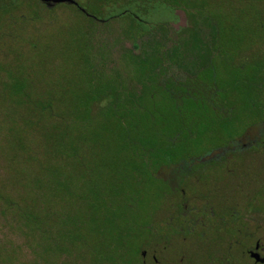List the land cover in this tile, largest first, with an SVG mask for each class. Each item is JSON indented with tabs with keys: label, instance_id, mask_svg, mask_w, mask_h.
I'll return each mask as SVG.
<instances>
[{
	"label": "rangeland",
	"instance_id": "374dc122",
	"mask_svg": "<svg viewBox=\"0 0 264 264\" xmlns=\"http://www.w3.org/2000/svg\"><path fill=\"white\" fill-rule=\"evenodd\" d=\"M76 1L0 0V264H138L170 166L264 122V0Z\"/></svg>",
	"mask_w": 264,
	"mask_h": 264
},
{
	"label": "flooded vegetation",
	"instance_id": "af4514ba",
	"mask_svg": "<svg viewBox=\"0 0 264 264\" xmlns=\"http://www.w3.org/2000/svg\"><path fill=\"white\" fill-rule=\"evenodd\" d=\"M255 125L159 179L163 202L138 264H264V163L236 172L228 162L241 150H264V122Z\"/></svg>",
	"mask_w": 264,
	"mask_h": 264
},
{
	"label": "trees",
	"instance_id": "16d2710c",
	"mask_svg": "<svg viewBox=\"0 0 264 264\" xmlns=\"http://www.w3.org/2000/svg\"><path fill=\"white\" fill-rule=\"evenodd\" d=\"M134 18V20H135V17H133ZM138 23V22H137ZM137 23L136 22H132L131 23V27H134V26H137ZM141 23V22H140ZM147 34V33H146ZM142 36H145V33H143L142 34ZM142 36H140V37H142ZM187 77H189V78H195L194 76H192V75H187ZM170 81H174L175 83H179V84H183L184 83V78L183 79H181V80H173V79H170ZM200 88H201V90H200ZM200 88H198L199 90H200V92H202L207 98H206V100H210V99H212L211 97V92H209V94H208V91H207V89H205V88H202V87H200ZM7 203V202H6ZM7 205L9 206V207H11V205H12V203H7ZM7 208H2V212H5V210H6ZM15 210H17L16 208H15ZM14 210V211H15ZM26 212V211H25ZM17 213H19L20 214V217L19 218H17V216H16V219L17 220H19L20 221V223L28 230V233H29V235L30 236H34V238H35V241H37L38 243H41V242H43V240H45V230H44V228H35V229H32V228H30L29 226H28V220H25V219H27V218H23L22 217V213H23V211L21 210V211H19V212H17ZM69 246V245H68ZM58 253H63L62 252V250H60V251H58Z\"/></svg>",
	"mask_w": 264,
	"mask_h": 264
},
{
	"label": "water",
	"instance_id": "95a60500",
	"mask_svg": "<svg viewBox=\"0 0 264 264\" xmlns=\"http://www.w3.org/2000/svg\"><path fill=\"white\" fill-rule=\"evenodd\" d=\"M42 1L45 2L47 6H50V7L58 3H68V4L78 5V2L76 0H42ZM80 9L84 12L82 7H80ZM260 260H263V259H260Z\"/></svg>",
	"mask_w": 264,
	"mask_h": 264
}]
</instances>
